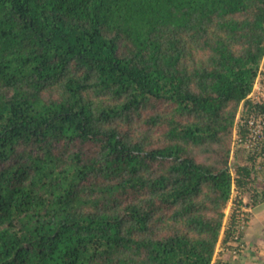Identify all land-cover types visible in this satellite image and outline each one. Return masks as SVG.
Returning a JSON list of instances; mask_svg holds the SVG:
<instances>
[{
	"label": "trees",
	"instance_id": "obj_1",
	"mask_svg": "<svg viewBox=\"0 0 264 264\" xmlns=\"http://www.w3.org/2000/svg\"><path fill=\"white\" fill-rule=\"evenodd\" d=\"M263 57L264 0H0V264L232 251V131Z\"/></svg>",
	"mask_w": 264,
	"mask_h": 264
},
{
	"label": "built area",
	"instance_id": "obj_2",
	"mask_svg": "<svg viewBox=\"0 0 264 264\" xmlns=\"http://www.w3.org/2000/svg\"><path fill=\"white\" fill-rule=\"evenodd\" d=\"M249 103L248 108L240 107L237 114L232 131V147L231 159L237 156L240 151L249 157L248 160L251 164H256L258 169H264V57L258 68L252 89L247 96ZM238 157V156H237ZM236 157V159H237ZM230 159V161H231ZM231 174L233 177V186L231 199L229 201L228 219L231 216L235 217L233 221L234 246L231 251L237 254L238 245L241 247L242 237L240 235L245 232L248 224L250 209L253 203L256 202L255 198L250 199L249 205L242 204L238 198L239 191L236 186L235 180L239 178L234 167L231 166ZM264 199V196H259Z\"/></svg>",
	"mask_w": 264,
	"mask_h": 264
},
{
	"label": "crops",
	"instance_id": "obj_3",
	"mask_svg": "<svg viewBox=\"0 0 264 264\" xmlns=\"http://www.w3.org/2000/svg\"><path fill=\"white\" fill-rule=\"evenodd\" d=\"M259 181L262 184L257 187V195H250L249 192L247 193V189L237 187L239 191L238 198L242 204L248 206L252 197H255L256 200L251 206L247 228L242 236L244 249L240 253L233 254L230 247L225 248V245H222L220 241L221 250L217 252L213 264H219L220 262H227L228 264H264V199L259 197L264 196V176Z\"/></svg>",
	"mask_w": 264,
	"mask_h": 264
},
{
	"label": "rangeland",
	"instance_id": "obj_4",
	"mask_svg": "<svg viewBox=\"0 0 264 264\" xmlns=\"http://www.w3.org/2000/svg\"><path fill=\"white\" fill-rule=\"evenodd\" d=\"M230 159H231V157H230ZM234 160L237 161V159H236L235 156H233V158L231 159V162H230V164H231L232 167L234 166V165H233ZM228 206H229V205H228ZM229 213H230V212L228 211V208H227L226 215H228ZM220 241H221V239H220ZM220 241H219V245H218V251L221 250V244H222V242H221V244H220Z\"/></svg>",
	"mask_w": 264,
	"mask_h": 264
}]
</instances>
